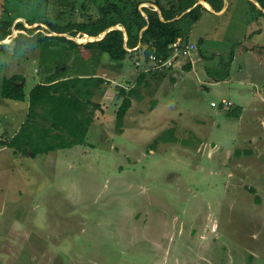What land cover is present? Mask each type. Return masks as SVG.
Listing matches in <instances>:
<instances>
[{"label": "rangeland", "instance_id": "374dc122", "mask_svg": "<svg viewBox=\"0 0 264 264\" xmlns=\"http://www.w3.org/2000/svg\"><path fill=\"white\" fill-rule=\"evenodd\" d=\"M135 2L157 10L152 0ZM98 4L105 2L0 0V22H8L0 32H10L0 38V84L21 74L28 93L46 75L41 45L14 53L15 36L84 40L68 26L95 20ZM131 5L120 3L126 22ZM259 9L252 0H223L219 13L201 10L184 26L180 44L191 55L177 57L179 67L146 61L139 44L122 61L102 55L94 75L108 81L92 97L99 106L83 145L15 153L3 143L28 103L0 97V264H264ZM130 88L140 96L116 130L118 92ZM222 99L231 107L210 105Z\"/></svg>", "mask_w": 264, "mask_h": 264}, {"label": "trees", "instance_id": "16d2710c", "mask_svg": "<svg viewBox=\"0 0 264 264\" xmlns=\"http://www.w3.org/2000/svg\"><path fill=\"white\" fill-rule=\"evenodd\" d=\"M122 1L133 4L130 12L132 19L129 22H126L125 13L120 6ZM152 1L160 10V15L157 10L149 7L138 8L135 0H104V5L98 4L100 14L95 20L68 26V29L86 33L90 37H96L105 29H110L97 40L77 42L59 35H41L32 39L23 34L15 36L11 40L14 53L26 44L41 45L40 65L44 66L46 75L28 93L25 92V79L21 74L3 77L1 80V98L28 103L24 121L3 145L12 148L15 153H31L34 157L85 144L93 113L99 106L92 101V97L108 81L94 75L101 56L105 54L111 60L122 61L140 43V46H145L143 55L146 61L152 54L166 59L174 51L171 45L182 37L184 26L196 22L200 11L206 9L201 3H197L198 0H167V6H163L160 0ZM202 1L214 11L223 7V0ZM254 2L264 14V0ZM7 23L0 22L3 25ZM17 25L19 29L23 28L20 23ZM115 25L119 28H113ZM47 26L49 31L59 29L51 23H47ZM9 34V30L4 28L0 32V38ZM71 53L75 55L72 64H69ZM189 68L190 63L186 66V69ZM118 95L122 97V101L116 111L115 128L121 130L131 97H138L139 93L135 88H130L127 92L120 89Z\"/></svg>", "mask_w": 264, "mask_h": 264}, {"label": "crops", "instance_id": "0c3cea01", "mask_svg": "<svg viewBox=\"0 0 264 264\" xmlns=\"http://www.w3.org/2000/svg\"><path fill=\"white\" fill-rule=\"evenodd\" d=\"M197 3H201V4L206 8V9L203 10V11L208 12V9H209V8H208V4H207L206 2H205L206 4H204V1H202V0L199 1V0H198ZM209 10H210L211 12H212V11H213V12H217V13L221 12V10H220V11H214V10H212V9H209ZM200 39H201V38H200ZM177 40L179 41V51H177V52H175V53H174V51H173V53L169 56V57H172V61H171L172 64H171L170 66L166 67V69H167V68H168V69H169V68H172V67L174 66V61H176V60H177V62L175 63V65H177L178 67L181 65V63L183 62L184 58H182V59L179 60V58H177V57H180V56L182 57V56H184L185 59H186L187 57H189V56L191 55V53H189L190 50H187V49H186V48L189 47V46H183V44H180V43H181L180 38H178ZM177 40H176V41H177ZM201 40H202V39H201ZM201 40H200V41H201ZM176 41H175V42H176ZM138 44L140 45V43H138ZM190 45H191V44H190ZM193 45H194V44H193ZM191 47H192V49H193V47H195V46H192V45H191ZM191 47H190V48H191ZM190 48H189V49H190ZM189 54H190V55H189ZM176 58H177V59H176ZM189 63H190V68H189V69H186V70H188V71L191 70V67H192L191 62H189ZM227 77H228V76H227ZM227 77H226V78H227ZM138 93H139V92H138ZM139 96H140V94H139ZM139 96H138V97H139ZM138 97H135V98H138ZM220 101H221V100H220ZM129 108H130V107H129ZM220 110H222L221 107H219V111H220Z\"/></svg>", "mask_w": 264, "mask_h": 264}, {"label": "built area", "instance_id": "2783aa9c", "mask_svg": "<svg viewBox=\"0 0 264 264\" xmlns=\"http://www.w3.org/2000/svg\"><path fill=\"white\" fill-rule=\"evenodd\" d=\"M172 48L174 50V52L179 51V41L177 40L176 42H174L172 45ZM150 59L152 62H154L158 67H168L170 66L172 63V57H168L166 59H161L160 57H156L155 55H150ZM232 102L230 100H225L222 99L220 102L216 103L214 101H211L210 105L212 107L217 106V107H221L222 109H228L231 107Z\"/></svg>", "mask_w": 264, "mask_h": 264}, {"label": "water", "instance_id": "95a60500", "mask_svg": "<svg viewBox=\"0 0 264 264\" xmlns=\"http://www.w3.org/2000/svg\"><path fill=\"white\" fill-rule=\"evenodd\" d=\"M199 1H201V0H199ZM252 1H254V0H252ZM208 8L209 9H211L210 7H209V5H208ZM156 9H157V7H156ZM222 11V10H221ZM157 12H158V14L160 15V10L159 9H157ZM113 28H119V26L118 25H115ZM110 29L108 28V29H105L101 34H99L98 36H96V37H90V36H85V38H84V40H87V41H91V40H97V39H99V38H101L102 36H103V34L105 33V32H107V31H109ZM122 30L124 31V29L122 28ZM75 41H82V40H78V39H74Z\"/></svg>", "mask_w": 264, "mask_h": 264}, {"label": "bare ground", "instance_id": "6f19581e", "mask_svg": "<svg viewBox=\"0 0 264 264\" xmlns=\"http://www.w3.org/2000/svg\"><path fill=\"white\" fill-rule=\"evenodd\" d=\"M205 3V2H204ZM206 4V3H205Z\"/></svg>", "mask_w": 264, "mask_h": 264}]
</instances>
